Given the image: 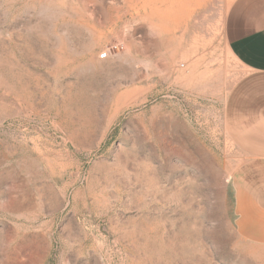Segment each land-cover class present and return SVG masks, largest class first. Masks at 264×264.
Here are the masks:
<instances>
[{"label": "rangeland", "instance_id": "1", "mask_svg": "<svg viewBox=\"0 0 264 264\" xmlns=\"http://www.w3.org/2000/svg\"><path fill=\"white\" fill-rule=\"evenodd\" d=\"M231 1L0 0V264H264Z\"/></svg>", "mask_w": 264, "mask_h": 264}, {"label": "crops", "instance_id": "2", "mask_svg": "<svg viewBox=\"0 0 264 264\" xmlns=\"http://www.w3.org/2000/svg\"><path fill=\"white\" fill-rule=\"evenodd\" d=\"M150 18L156 22L168 20L179 27L186 13H150ZM223 34L232 57L248 71L232 88L225 104L226 123L236 145L253 150L251 158L233 174L238 175L235 188L244 184L243 175L264 201V178L254 183L249 177L255 171L264 175V0H232L224 15ZM240 219L241 212L237 211V221ZM237 221L241 239L264 245L263 240L240 230Z\"/></svg>", "mask_w": 264, "mask_h": 264}, {"label": "built area", "instance_id": "3", "mask_svg": "<svg viewBox=\"0 0 264 264\" xmlns=\"http://www.w3.org/2000/svg\"><path fill=\"white\" fill-rule=\"evenodd\" d=\"M107 57H108L107 52H103V53H101V54L98 55V58H99L100 60H104V59H106Z\"/></svg>", "mask_w": 264, "mask_h": 264}]
</instances>
